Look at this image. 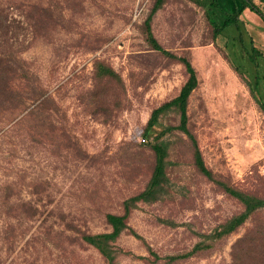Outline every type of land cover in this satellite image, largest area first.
<instances>
[{"label":"rangeland","instance_id":"rangeland-1","mask_svg":"<svg viewBox=\"0 0 264 264\" xmlns=\"http://www.w3.org/2000/svg\"><path fill=\"white\" fill-rule=\"evenodd\" d=\"M217 1L231 10L230 0ZM151 3L0 0L7 24L0 50L22 59L48 98L36 106L41 98L33 102L27 86L0 94V264H106L79 233L109 231L105 213H120L122 201L144 188L153 153L141 141L142 128L186 77L179 62L143 39L140 24ZM240 17L242 45L248 48L250 38L262 54L254 92L264 101V21L247 8ZM151 31L195 71L186 128L204 167L219 181L264 195V115L227 60L253 83L236 31L212 39L191 0H163ZM96 60L120 76L123 92L94 90ZM178 116L169 107L153 126V135L169 141L165 179L153 199L130 207L127 224L140 238L121 232L112 243L113 264H146L137 256L147 247L159 255L185 251L241 210L195 169ZM258 224L264 226V212L209 252L177 264H229L231 243Z\"/></svg>","mask_w":264,"mask_h":264},{"label":"trees","instance_id":"trees-1","mask_svg":"<svg viewBox=\"0 0 264 264\" xmlns=\"http://www.w3.org/2000/svg\"><path fill=\"white\" fill-rule=\"evenodd\" d=\"M191 1L201 9L203 17L210 28L212 39L222 35L223 32L231 33V30L236 31L238 41L240 42V52L246 57L248 63H250L253 68V83L243 76L239 67L236 66L230 58H227V60L230 67L246 85L259 111L264 115V101L258 98L254 92L259 79L258 57H261L262 54L250 38L248 39V48L242 45L241 26H243V22L240 17L241 13L247 8L264 21L258 5H264V0H230L232 5L230 11L221 8L217 0ZM255 1H257V3ZM162 2L163 0H152L150 8L140 24L143 39L150 49L160 52L173 61L179 62L183 66L186 77L174 97L162 102L150 111L142 128V142H144L153 153V164L144 188L122 201V210L120 213H105L104 219L109 225V231L99 233L81 231L79 233L80 239L96 249L106 264H113L114 251L112 243L121 232L125 231L136 238H140L127 224L130 207L137 201H148L153 199L158 193L157 187L161 186L165 179V162L169 141L153 135L152 129L157 123L158 116L164 110L172 106L179 111L177 128L187 136V148L190 152L193 166L200 174L206 177V179L217 184L225 194L235 199L240 204L241 210L224 220L212 232L205 235L203 239L196 241L185 251L159 255L150 247H147V254L142 256L138 255L137 258L142 259L146 264H177L191 257L201 256L222 243L224 239L235 231L247 218L264 212V195H258L257 193L246 191L219 181L215 179L203 165L195 138L186 128L187 99L197 83L195 71L186 56L175 55L163 49L151 31L152 16L161 6ZM6 27L5 16L0 10V30L5 33ZM228 27L230 28L228 29ZM93 78L95 85L94 90L98 92H104L107 88H116L120 92L124 90L120 76L108 64L101 60H96L93 63ZM22 86L28 87V90L32 94L31 100L33 102L40 99L41 96L45 94V91L38 85L36 75L28 69L22 59L15 56L11 51L0 50V94H3L5 98L11 97L14 93L20 92V89H22L20 87ZM99 87L101 88L100 90ZM43 100H48V98L44 96L39 100L36 106H39ZM116 107H119V105H116ZM255 228V231L254 228L252 230L253 232L246 231L231 243V260L229 264H264V242L258 240L260 238L264 239V226L258 224Z\"/></svg>","mask_w":264,"mask_h":264},{"label":"crops","instance_id":"crops-1","mask_svg":"<svg viewBox=\"0 0 264 264\" xmlns=\"http://www.w3.org/2000/svg\"><path fill=\"white\" fill-rule=\"evenodd\" d=\"M231 5V4H230ZM231 7H232V5H231ZM230 27H228V29H229Z\"/></svg>","mask_w":264,"mask_h":264},{"label":"built area","instance_id":"built-area-1","mask_svg":"<svg viewBox=\"0 0 264 264\" xmlns=\"http://www.w3.org/2000/svg\"><path fill=\"white\" fill-rule=\"evenodd\" d=\"M141 141H143V139H141Z\"/></svg>","mask_w":264,"mask_h":264}]
</instances>
